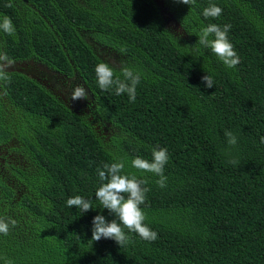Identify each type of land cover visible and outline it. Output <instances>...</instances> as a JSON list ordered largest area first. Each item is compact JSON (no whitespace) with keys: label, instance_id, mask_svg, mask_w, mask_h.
Listing matches in <instances>:
<instances>
[{"label":"trees","instance_id":"trees-1","mask_svg":"<svg viewBox=\"0 0 264 264\" xmlns=\"http://www.w3.org/2000/svg\"><path fill=\"white\" fill-rule=\"evenodd\" d=\"M7 3L0 0V17L12 19L16 35L1 31V53L77 75L95 114L63 107L18 74L5 81L12 112L0 109V216L17 224L0 235V257L14 264H264V0ZM212 3L222 14L205 19ZM211 23L231 25L236 68L198 43ZM100 62L117 75L125 66L143 73L134 103L99 88ZM225 131L237 136L236 146ZM157 146L169 153L165 188L131 166L137 156L151 161ZM116 160L148 182L141 207L158 234L154 242L136 233L121 248L91 241L94 216L115 219L95 192L97 169ZM76 195L94 209L68 207Z\"/></svg>","mask_w":264,"mask_h":264},{"label":"clouds","instance_id":"clouds-1","mask_svg":"<svg viewBox=\"0 0 264 264\" xmlns=\"http://www.w3.org/2000/svg\"><path fill=\"white\" fill-rule=\"evenodd\" d=\"M178 3L193 6L196 0H176ZM6 7H13V0H8ZM222 8L212 3L203 9V16L207 18H218L222 14ZM230 24L223 26L211 23L202 27L198 43L205 48H209L213 54L227 68H236L240 63V56L236 52L234 45L229 40ZM0 31L8 36L15 37L16 30L12 19L7 15L0 17ZM124 50L121 49V52ZM13 60L6 54L0 53V82L10 81L9 69L13 66ZM95 74L98 86L101 90L107 91L114 89L117 96L127 94L129 102H135L137 95V86L141 84L143 73L131 67H122L120 75H117L116 69L108 63L100 62L95 66ZM121 76L123 79H121ZM202 81L206 87L214 86L213 78L210 75H204ZM86 89L77 86L72 95V99L82 100L87 97ZM229 146H236L237 136L231 131H225ZM261 143H264V137H261ZM151 161L140 156L131 161V166L142 173H152L158 179L157 186L167 187V176L165 175V166L169 162V153L167 148L159 147L152 149ZM233 165H239V161L230 159L228 161ZM99 180L102 182L96 189L95 199L99 201L103 209L114 215L115 219L108 221L104 215L98 214L92 220L91 241H100L101 239L114 240L119 246L124 247L132 243L129 233H136L142 240L154 242L158 234L146 223V214L142 205L146 203V194L150 188L145 185L147 180L138 178L135 174L125 172L124 160H116L110 163H104L97 169ZM67 206L77 208L82 213L94 209L92 200L83 196L76 195L67 200ZM17 222L11 217L0 216V235L7 236L10 228L15 227ZM127 230V232L125 231ZM4 264H14L6 257H0Z\"/></svg>","mask_w":264,"mask_h":264},{"label":"flooded vegetation","instance_id":"flooded-vegetation-1","mask_svg":"<svg viewBox=\"0 0 264 264\" xmlns=\"http://www.w3.org/2000/svg\"><path fill=\"white\" fill-rule=\"evenodd\" d=\"M1 40L2 32L0 31V49ZM13 62L12 68L9 69L10 77H13V74H18L30 80L34 87L38 86L40 90L42 89L47 94H50L65 108H70L77 113L95 114V100L77 75L68 78L64 74L54 71L32 58L14 60ZM4 83L5 81L0 82V109L7 110V113H9L12 111L7 101V91L4 89ZM77 86L86 89L88 94L86 99L75 101L72 99V95Z\"/></svg>","mask_w":264,"mask_h":264},{"label":"rangeland","instance_id":"rangeland-1","mask_svg":"<svg viewBox=\"0 0 264 264\" xmlns=\"http://www.w3.org/2000/svg\"><path fill=\"white\" fill-rule=\"evenodd\" d=\"M103 58H105L109 63H111V65L113 67H117L119 68L121 65H122V62H119L118 60L116 59H112L111 57H107V56H104ZM111 131L109 132H105L104 135H108Z\"/></svg>","mask_w":264,"mask_h":264}]
</instances>
